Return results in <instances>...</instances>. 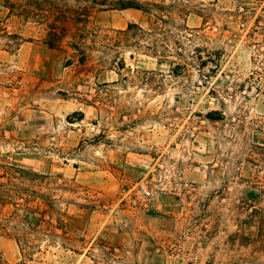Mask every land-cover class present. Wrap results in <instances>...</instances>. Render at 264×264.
I'll return each mask as SVG.
<instances>
[{
    "label": "rangeland",
    "instance_id": "rangeland-1",
    "mask_svg": "<svg viewBox=\"0 0 264 264\" xmlns=\"http://www.w3.org/2000/svg\"><path fill=\"white\" fill-rule=\"evenodd\" d=\"M137 1L95 12L79 50L14 19L37 41L0 39L8 264H264V0ZM43 212L53 236L41 222L23 259Z\"/></svg>",
    "mask_w": 264,
    "mask_h": 264
},
{
    "label": "trees",
    "instance_id": "trees-1",
    "mask_svg": "<svg viewBox=\"0 0 264 264\" xmlns=\"http://www.w3.org/2000/svg\"><path fill=\"white\" fill-rule=\"evenodd\" d=\"M148 3L141 4L137 0H0V39L5 41L8 48L19 49L24 43L36 42L32 36L38 30L41 33V40L46 47L57 49L61 46L64 39L71 36V46L76 50L81 47V38L88 33L89 24L95 12L109 9H142L151 10ZM155 9L159 12V17L163 20L165 6L156 5ZM12 19L18 22L21 26L32 24L34 32L32 36L24 37L22 28L18 30L9 29V21ZM137 25L129 24L126 33L136 28ZM83 39V38H82ZM258 75V80H264V70L262 72L253 73L252 78ZM24 173V171H20ZM3 187V185L1 186ZM11 190V189H9ZM5 203V199L0 197V203ZM51 208V207H50ZM45 212L36 226H24L25 228L15 233V240L21 248L23 259L31 258L26 253V250L34 249V243L39 233L41 222L47 224V230L44 235L52 237V224L49 220L44 219ZM47 214V212H46ZM60 227L64 224L60 221ZM0 264H8L0 255Z\"/></svg>",
    "mask_w": 264,
    "mask_h": 264
},
{
    "label": "crops",
    "instance_id": "crops-1",
    "mask_svg": "<svg viewBox=\"0 0 264 264\" xmlns=\"http://www.w3.org/2000/svg\"><path fill=\"white\" fill-rule=\"evenodd\" d=\"M79 176H81V174L76 175V178H78ZM98 179H99V177H98ZM118 183H119V181H118ZM119 186L120 185L118 184V190H119ZM122 201H123V199H120L118 201V215L124 214L126 212H133L134 211V213H135L136 211H140L149 217H156V216H160V212L162 210H166V208H167V207H164L163 204H155V203L150 204V203H147L144 201L142 203H139L136 207L129 206V209H128L127 205L124 204Z\"/></svg>",
    "mask_w": 264,
    "mask_h": 264
},
{
    "label": "built area",
    "instance_id": "built-area-1",
    "mask_svg": "<svg viewBox=\"0 0 264 264\" xmlns=\"http://www.w3.org/2000/svg\"><path fill=\"white\" fill-rule=\"evenodd\" d=\"M139 192L144 199H149L152 197L151 192L146 187L141 186Z\"/></svg>",
    "mask_w": 264,
    "mask_h": 264
}]
</instances>
